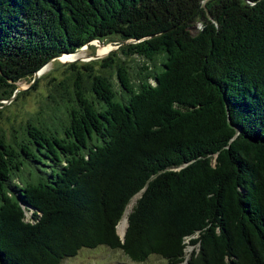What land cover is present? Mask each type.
<instances>
[{
    "label": "trees",
    "instance_id": "1",
    "mask_svg": "<svg viewBox=\"0 0 264 264\" xmlns=\"http://www.w3.org/2000/svg\"><path fill=\"white\" fill-rule=\"evenodd\" d=\"M96 39L116 84L71 62L0 126V264H264V0H0V101Z\"/></svg>",
    "mask_w": 264,
    "mask_h": 264
},
{
    "label": "rangeland",
    "instance_id": "2",
    "mask_svg": "<svg viewBox=\"0 0 264 264\" xmlns=\"http://www.w3.org/2000/svg\"><path fill=\"white\" fill-rule=\"evenodd\" d=\"M196 26L198 27L199 25ZM104 47L107 48L104 50ZM119 48L118 42L103 41L102 43V41L93 40L77 51L78 56L74 59L63 60L62 57L64 56H62L60 60L56 58L49 61L36 80L27 78L18 82L19 87L24 88L20 91H26V93L18 99L0 101L3 103L0 126L8 131L12 125L17 127L18 124H21L34 111H37L40 107H45L50 100L49 93L52 92L51 88L69 73L68 64L71 62H75L78 65L90 63L93 70L105 72L116 84V72L113 69L102 66L107 64V60L101 61V58L106 57L113 51L124 58ZM111 57L116 58L115 55H111ZM124 59L127 61L130 58ZM128 64L133 65L131 61H128ZM115 87L118 88L117 85ZM32 172L34 173V170ZM138 196L139 194L134 196L127 207L135 203ZM129 208L130 212L132 206H129ZM192 248V246H188L187 253ZM62 264H165V261L157 255H151L144 262H135L128 258L120 249H111L107 246L100 245L93 249L82 248L75 256L64 259Z\"/></svg>",
    "mask_w": 264,
    "mask_h": 264
},
{
    "label": "bare ground",
    "instance_id": "3",
    "mask_svg": "<svg viewBox=\"0 0 264 264\" xmlns=\"http://www.w3.org/2000/svg\"><path fill=\"white\" fill-rule=\"evenodd\" d=\"M107 47H104V50L106 49ZM103 50V51H104ZM62 56H64V57H62ZM76 56H78V53H74V54H63V55H61V56H59L57 59H61V57H62V59L63 60H69V59H74ZM45 67V66H44ZM43 67V68H44ZM43 68H41L39 71H38V73L39 74H41V72H42V70H43ZM134 204V203H133ZM133 204H131V205H129L130 207L131 206H133ZM129 206L126 208V210H125V212H124V214H123V216H122V218H121V220H120V222L118 223V226H117V230H118V233L120 234V235H122L123 233H124V230H125V228H126V225H127V217H128V213H129V210H130V208H129Z\"/></svg>",
    "mask_w": 264,
    "mask_h": 264
},
{
    "label": "water",
    "instance_id": "4",
    "mask_svg": "<svg viewBox=\"0 0 264 264\" xmlns=\"http://www.w3.org/2000/svg\"><path fill=\"white\" fill-rule=\"evenodd\" d=\"M193 29H196V26H195ZM96 40H98V39H96ZM89 43H90V42H89ZM89 43H88V44H89ZM102 43H103V41H102ZM88 44H87V45H88ZM81 48H82V47L76 49L75 51H73V52H71V53H62V54H59V55H57V56H54V57L50 58L47 62H45V63L42 65V67H40V69L43 68V67H44L49 61H51V60H53V59H56V58H58L59 56H61V55H63V54H74V53H76L77 51H79ZM40 69H39V70H40ZM39 70H37V71L34 73V76H33V79H34V80H36L37 77H38V75H40V74L38 73ZM22 89H24V88L18 87L16 91H20V90H22ZM117 226H118V224H117ZM126 226H127V225H126ZM125 231H126V228H125L124 233H123L122 235H119V234H118L119 237H120V239H121L122 241L124 240V234H125Z\"/></svg>",
    "mask_w": 264,
    "mask_h": 264
}]
</instances>
